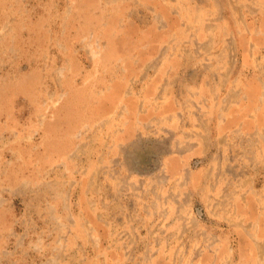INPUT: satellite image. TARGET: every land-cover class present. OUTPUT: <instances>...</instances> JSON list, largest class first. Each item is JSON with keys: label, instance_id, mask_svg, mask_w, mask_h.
<instances>
[{"label": "rangeland", "instance_id": "374dc122", "mask_svg": "<svg viewBox=\"0 0 264 264\" xmlns=\"http://www.w3.org/2000/svg\"><path fill=\"white\" fill-rule=\"evenodd\" d=\"M0 264H264V0H0Z\"/></svg>", "mask_w": 264, "mask_h": 264}]
</instances>
